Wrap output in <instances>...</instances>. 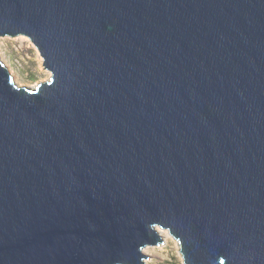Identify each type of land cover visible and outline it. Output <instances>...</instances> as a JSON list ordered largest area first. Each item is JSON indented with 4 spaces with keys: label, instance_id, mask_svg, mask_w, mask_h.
Wrapping results in <instances>:
<instances>
[{
    "label": "water",
    "instance_id": "water-1",
    "mask_svg": "<svg viewBox=\"0 0 264 264\" xmlns=\"http://www.w3.org/2000/svg\"><path fill=\"white\" fill-rule=\"evenodd\" d=\"M50 77L0 59V264H264V0H0Z\"/></svg>",
    "mask_w": 264,
    "mask_h": 264
},
{
    "label": "rangeland",
    "instance_id": "rangeland-1",
    "mask_svg": "<svg viewBox=\"0 0 264 264\" xmlns=\"http://www.w3.org/2000/svg\"><path fill=\"white\" fill-rule=\"evenodd\" d=\"M0 59L14 75V81L19 86L34 87L51 75L43 67L42 57L26 35L0 36ZM143 252L147 255L144 264H184L179 252V242L172 234L162 247L158 245L150 250L144 249Z\"/></svg>",
    "mask_w": 264,
    "mask_h": 264
},
{
    "label": "bare ground",
    "instance_id": "bare-ground-1",
    "mask_svg": "<svg viewBox=\"0 0 264 264\" xmlns=\"http://www.w3.org/2000/svg\"><path fill=\"white\" fill-rule=\"evenodd\" d=\"M15 80V79H14ZM155 229H156V231L161 235V237H162V239H163V241H162V244L163 243H165V241L167 240V237H169V235H170V233H169V231H167V229L166 228H161V227H159V226H156L155 227ZM162 244H159V247H162ZM156 246H158V245H146L144 248H143V250L145 249V250H150L152 247H156ZM145 264H147V263H145Z\"/></svg>",
    "mask_w": 264,
    "mask_h": 264
}]
</instances>
